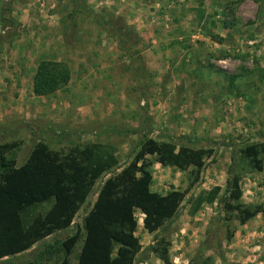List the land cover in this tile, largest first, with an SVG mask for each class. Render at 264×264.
Wrapping results in <instances>:
<instances>
[{"label":"rangeland","instance_id":"rangeland-1","mask_svg":"<svg viewBox=\"0 0 264 264\" xmlns=\"http://www.w3.org/2000/svg\"><path fill=\"white\" fill-rule=\"evenodd\" d=\"M0 4L6 15L0 37L7 41L0 44V69L7 68L0 78V143H15L6 156L18 166L42 141L56 151L95 145L101 155L115 159L97 177L67 228L0 264H34L41 243L62 240L76 228L82 232L100 185L132 158L144 138H170L176 145L212 153L198 171L162 166L146 156L150 189L160 194L176 189L183 198L175 215L151 233L135 210L140 249L133 264H162L151 251L159 238L168 243L172 264H264L260 214L240 224L222 208L228 169L238 176L241 203L263 202L264 153L258 171L239 149L264 141V0ZM116 17L135 29L138 43L133 48H120L102 23ZM40 59L64 62L69 71L67 83L44 96L31 90ZM48 205L31 210L43 212ZM79 246L80 240L68 264H75Z\"/></svg>","mask_w":264,"mask_h":264},{"label":"trees","instance_id":"trees-1","mask_svg":"<svg viewBox=\"0 0 264 264\" xmlns=\"http://www.w3.org/2000/svg\"><path fill=\"white\" fill-rule=\"evenodd\" d=\"M102 23L120 48H133L138 43L133 26H127L120 18L102 19ZM68 79L64 62L40 59L31 78L32 93L52 94ZM169 139H142L132 158L100 185L83 217L82 232L76 228L62 240L41 243L34 254V264H45L50 259H54L53 264H68L78 240L75 264H133L140 249L135 236V210L142 215V227L151 233L175 215L183 198L176 189L163 194L150 189V161L146 156H152L162 166L198 171L212 153L210 148L176 145ZM14 145L0 143V259L23 252L55 231L67 228L97 177L115 163L112 155H101L95 145H73L56 151L37 141L25 161L16 166L6 156ZM239 153L253 168L262 170L259 154L264 153V141L244 145ZM225 186L223 210L233 214L240 224L260 214L264 227V193L262 203H241L238 176L230 175L229 169ZM44 203L49 205L43 212L31 210ZM151 251L162 264H172L168 243L162 238L155 241ZM218 256L223 260L222 254Z\"/></svg>","mask_w":264,"mask_h":264},{"label":"crops","instance_id":"crops-1","mask_svg":"<svg viewBox=\"0 0 264 264\" xmlns=\"http://www.w3.org/2000/svg\"><path fill=\"white\" fill-rule=\"evenodd\" d=\"M11 17H12V15H11ZM2 18L3 19L6 18V15L4 14L3 9L1 8V4H0V21H1ZM3 41L7 43V41L4 39V37H0V44ZM15 45H16V43H15ZM2 56H4V54H3V51L0 50V57L3 58ZM1 63L2 62H0V68L2 66ZM4 63H6V61H4ZM6 69L7 68L5 66H3V69H0V78H2L4 76L3 74L6 73ZM31 74H32V72H31ZM3 258H1L0 260H2Z\"/></svg>","mask_w":264,"mask_h":264}]
</instances>
